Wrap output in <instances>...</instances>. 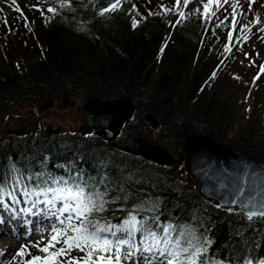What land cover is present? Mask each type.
<instances>
[{"label": "trees", "instance_id": "trees-1", "mask_svg": "<svg viewBox=\"0 0 264 264\" xmlns=\"http://www.w3.org/2000/svg\"><path fill=\"white\" fill-rule=\"evenodd\" d=\"M137 2L125 0L120 11L100 16L99 10L108 6L109 0H76L70 10L55 15L40 32L20 24L8 34H0L1 71L4 62L16 59L15 52L21 50L20 55L29 57L22 75L8 72L0 79V107L61 100L65 92L82 100L130 96L137 119L127 128L126 139L145 138L177 155L186 137L206 135L264 163L256 114L238 122L235 108L224 98L225 87L221 89L225 78L218 72L209 80L225 58L217 31L215 35L213 29L204 31L201 27L199 31V24L190 17L172 34L170 17L168 22L160 15L150 16L149 11L160 13L158 8L147 11ZM133 5L138 11H132ZM133 18L140 21L135 28ZM169 36L161 56L160 48ZM39 51L43 59L33 60ZM254 101L258 102V95ZM147 112L160 119L163 127L159 131H153L144 120ZM74 154L85 158L88 170L98 160L104 161L116 181L113 189L122 186L128 195L127 200L121 195L109 205L111 210L104 218L116 222L124 212L115 209L131 210L142 201L159 202L162 215L151 211L140 215H160L162 221L167 217L177 225L201 231L202 224L210 229L214 241L209 255L215 252L222 258L239 243L237 233H242L247 239L260 241L262 247L256 251L264 256V221L249 222L205 201L182 166L176 170L157 168L92 135L63 134L33 140L0 136V161L7 155L13 159L26 156L35 162L46 155L50 157L49 169L55 170L56 164L73 159Z\"/></svg>", "mask_w": 264, "mask_h": 264}, {"label": "snow or ice", "instance_id": "snow-or-ice-1", "mask_svg": "<svg viewBox=\"0 0 264 264\" xmlns=\"http://www.w3.org/2000/svg\"><path fill=\"white\" fill-rule=\"evenodd\" d=\"M124 2L109 0L108 6L101 8L98 14L104 16L118 12ZM192 2L183 0L181 6V0H175L174 8L161 5L160 13L149 11L148 15L173 13L177 19L169 23L176 28L193 15L191 11L182 10L188 9ZM254 2L249 0V11ZM199 5L195 14L199 15L202 23L208 24L213 18L219 21L213 28L214 35L222 25L229 29L222 56L231 55L234 45L242 47L241 42L250 39L254 26L264 25L259 14L252 21L242 22L246 16L240 0H199ZM225 5L231 8L230 12ZM39 10L41 15L45 14L44 9ZM221 10L223 19L217 16ZM46 11L56 14L57 8L47 7ZM132 11H138L135 5ZM229 17L230 23L226 24ZM139 23V20L132 19L133 28ZM259 31L264 33V26ZM170 39L171 36L167 37L161 46V56ZM217 70H213L209 80L216 78ZM260 71L264 72V65L260 66ZM259 78L258 73L253 84ZM49 160L46 155L35 162L26 156L13 159L6 155L0 161V225L11 222L26 225L23 229L25 237L21 239L28 240L10 254L6 264H264V256L256 251L262 247L260 241L255 237L247 239L242 233H237L239 243L231 251H226L222 258H218L215 252L209 255L214 243L209 235L210 229L202 224V231L193 226L177 225L167 217L162 221L159 202L142 201L131 210L115 209L124 215L115 218L116 222L106 219L103 214L111 210L109 205L121 195L128 199L122 186L113 189L116 181L108 172L109 166L98 160L88 170L84 166L85 158L74 154L73 159L58 163L55 170H50ZM224 173L218 178L220 186L233 185L238 196L228 204H239L249 222L256 219L264 221V177L247 171L233 175L225 169ZM225 177L227 183L224 182ZM217 207L222 205L217 204ZM226 210L233 211L230 206ZM145 211L160 215L141 216ZM34 229L39 233V239L35 238ZM74 252L77 254L73 255ZM5 256L6 252L0 250V264H5Z\"/></svg>", "mask_w": 264, "mask_h": 264}, {"label": "rangeland", "instance_id": "rangeland-1", "mask_svg": "<svg viewBox=\"0 0 264 264\" xmlns=\"http://www.w3.org/2000/svg\"><path fill=\"white\" fill-rule=\"evenodd\" d=\"M75 0H56L55 3L58 6L56 14H62L71 8L73 2ZM61 3H63V7H61ZM183 4V0H181V6ZM136 5H140L142 9L144 10H152L154 8H158V11H162L161 5L167 6V7H175V0H138ZM36 6V7H33ZM199 5V0H193V2L189 5V8L187 11L193 12V15L191 16L192 20L195 19L194 16H196L198 23L200 24L198 27V30L201 31V27L205 24L202 23L201 18L198 14H195V9ZM19 9L20 11H18ZM39 9H44V15H41V11ZM47 7L44 6L43 3L37 1H25V0H19V1H13L8 4L7 10H3L2 15H0V34L7 33L10 31H13L15 27H17L20 24H26L28 23V27L30 29L39 30L41 31V28L43 25L49 24L56 14L47 13L46 11ZM182 10H184L182 8ZM201 11L203 9L201 8ZM162 18H165L169 22V17L171 19V22H175L177 17L173 13L163 14L160 15ZM217 16L220 17V19H223V10L221 12L217 13ZM24 17H27L25 20ZM31 18L32 21H28ZM230 17L229 21L226 22L230 23ZM5 20H7V24H5ZM28 21V22H27ZM219 21L215 18L214 23H218ZM242 22H247L246 20ZM170 26V23L168 24ZM196 27V28H197ZM239 28V25H238ZM219 35L223 40V46L227 42L226 41V32L229 30L226 25H222L218 29ZM238 30V29H237ZM205 31V29H204ZM202 31V33L204 32ZM197 37V36H196ZM233 39H235V33L233 34ZM262 42L261 37H255L253 35L250 36V39L246 42L242 41V47L239 45H235L236 48L234 49L231 56L226 60L225 64L222 66L220 65L219 74L225 78V81L223 82L224 86H221V89L225 87L224 92V98L229 100L230 105L232 108H235L236 110V117L238 118V122L242 121L243 119H248L251 117V113L249 116V111H244V108L252 110L253 108V114H256V117H254V120L256 122V127L258 129V134L261 139H263L264 143V72L260 71V66L264 65L263 63H259V49L258 45ZM223 51V47L222 50ZM21 52V50H20ZM20 52H15L14 55L16 59L14 61L7 60V62H4L3 64L5 67L0 70V79L4 76L5 73H16L18 75H22L26 69L28 64L29 57H25L20 55ZM245 53L248 55L245 56ZM218 58V56H215ZM43 59L42 52L39 51V54L33 55V60L35 61H41ZM11 61V62H10ZM254 62V63H253ZM13 63V65H12ZM19 65V67L17 66ZM259 73V81H255V84H253V78L257 76ZM236 77H239V79H236ZM249 92L251 93L249 95ZM258 95V102L254 101V97ZM78 103L83 104L85 101L77 98ZM82 107V106H81ZM250 107V108H249ZM21 109V108H17ZM27 108L23 110V112L26 111ZM31 109V108H28ZM8 109L0 110V135L1 137L8 138L10 135V132L7 130L8 127H5L4 120L6 118V114L2 112H6ZM16 111V110H15ZM41 111L39 113V116L42 115V112H49L48 117H52V120L49 121V123H44V125H39L36 123V120L33 119V122L30 124V131L26 134L28 139H34V138H44L47 136L48 131L52 130L53 128H57L59 125L64 126L65 128H75L76 124L81 126L87 125L88 115H83L82 117V111L77 112L75 109L69 108L67 110H64L63 108H47ZM66 111L68 112L66 115ZM70 112L74 116V122H70ZM55 116V117H54ZM82 119V120H81ZM78 120V121H77ZM19 126H13V124L10 126L13 129H21L22 126L20 124H17ZM29 134V135H28ZM31 136V137H29ZM124 139V138H123ZM123 139L119 141V143H123ZM127 140V139H126ZM118 213V211H117ZM5 216L7 214L5 213ZM12 227V231H7L2 236V239L0 241V245L2 246L3 250H8L6 253L8 254V257L10 254L18 248L20 245V241H22L21 238L25 237V233L21 232L20 224H13V222L9 223ZM17 228V229H16ZM35 232V229H34ZM36 233V232H35ZM37 238L39 239L40 236L37 235ZM33 254H35V250H33ZM77 253H73V255H76Z\"/></svg>", "mask_w": 264, "mask_h": 264}, {"label": "water", "instance_id": "water-1", "mask_svg": "<svg viewBox=\"0 0 264 264\" xmlns=\"http://www.w3.org/2000/svg\"><path fill=\"white\" fill-rule=\"evenodd\" d=\"M69 95L65 94L67 106ZM84 110L90 115L88 126L81 129L83 135L94 134L117 149L145 162L163 169H174L184 165L187 174L197 184L198 192L205 200L214 205H222L226 210L233 211L245 217L239 204H228L232 199H238L233 185L222 188L218 178L224 176V170L233 175L252 172L258 177H264V163L255 160L237 149L218 143L209 136L193 134L182 143L181 150L175 158L166 148L150 144L145 139L132 138L125 146L116 144L122 138L126 128L136 120L137 110L134 100L127 96L122 99L102 101L99 98L87 99ZM151 129L158 131L162 128L159 118L152 113L144 116ZM225 183L227 179L225 177Z\"/></svg>", "mask_w": 264, "mask_h": 264}, {"label": "bare ground", "instance_id": "bare-ground-1", "mask_svg": "<svg viewBox=\"0 0 264 264\" xmlns=\"http://www.w3.org/2000/svg\"><path fill=\"white\" fill-rule=\"evenodd\" d=\"M13 1H19V0H0V15H2L3 10H7L8 4L10 2H13ZM25 1H30V2L31 1H34V2L39 1V2L43 3L44 6H46V7L58 8V6L55 3L56 0H25ZM240 6L242 7V9H243V11L245 13L247 22L254 20L256 18L257 14H259L260 15V19L262 21H264V0H255V2L252 3L250 11H249V0H240ZM225 7L228 8L229 12L231 11V8L228 5H225ZM261 26H264V25H256V26H254L252 32L249 35L250 36L253 35L255 37H258V36L264 37V33L259 31V28ZM261 40H262V42L258 45V49H259L258 61H259V63H263L264 62V39L261 38ZM13 224H16V223L13 222ZM16 226H17V224H16ZM20 227L22 229L21 232L25 233L23 231V229L26 227V225L20 224ZM44 227H48V225H44ZM7 231H12V227H11V225L9 223H5L4 225H0V241L2 239V236ZM37 235H39V233H35V238L36 239H38ZM22 242L27 243L28 240L24 239L23 241H20V244ZM0 250H3L1 245H0ZM4 251L6 252L8 250H4ZM4 259H5V264H6V261L8 259V254L7 253H6V256H5Z\"/></svg>", "mask_w": 264, "mask_h": 264}, {"label": "flooded vegetation", "instance_id": "flooded-vegetation-1", "mask_svg": "<svg viewBox=\"0 0 264 264\" xmlns=\"http://www.w3.org/2000/svg\"><path fill=\"white\" fill-rule=\"evenodd\" d=\"M83 104L78 103V101L74 100L73 98H70L69 100V106L67 108H72L75 109L78 112H81V110H79V108H81ZM10 109L13 107H9ZM14 108H21V109H15L13 112L11 110L7 111V117L6 119H8L7 122V127L9 129V132L11 133H16V130H14L12 127H10L12 124L13 126H19L17 124H20L23 128H25L26 126L28 127V129L26 130V133L30 130V124L33 122V119L36 120V123H38L39 125H44V123H49V121L52 120V117H48V113L49 112H45V114H42L39 116L38 113V109L35 108H66L64 104H59L58 105V101H47L46 103H43L41 105H28L25 107H14ZM26 109L25 112H23V110ZM31 108V109H28ZM67 111H66V115H67ZM55 117V116H54ZM72 123L74 122V116L72 115V113L70 112V119H69ZM82 120V119H81ZM78 121V120H77ZM4 122H6V120H4Z\"/></svg>", "mask_w": 264, "mask_h": 264}]
</instances>
